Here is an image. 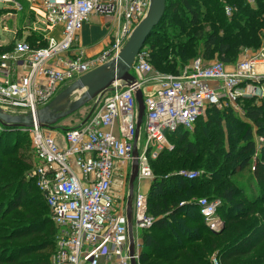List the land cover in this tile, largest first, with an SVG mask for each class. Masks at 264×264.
I'll use <instances>...</instances> for the list:
<instances>
[{
    "label": "built area",
    "instance_id": "built-area-1",
    "mask_svg": "<svg viewBox=\"0 0 264 264\" xmlns=\"http://www.w3.org/2000/svg\"><path fill=\"white\" fill-rule=\"evenodd\" d=\"M27 1L37 18L29 29L42 36L34 48L15 29L8 44L0 43L11 45L0 53V109L9 115H34L33 123L22 127L32 140L36 159L27 178L36 182L53 221L63 229L51 263L132 264L134 258L136 264H146L141 261L143 241L138 234L130 254L124 191L118 192V177L123 175L126 187L137 149L133 224L134 229H149L154 218L141 183L154 179L151 160L172 150L169 135L179 127L193 130L207 107L220 109L230 99H264V44L232 65L196 57L178 74L156 72L151 52L143 47L131 69L132 82L115 81L94 99L78 125L50 128L38 121L36 112L73 81L116 57L147 15L151 0ZM2 6L13 12L26 10L19 0H0ZM226 12L231 14L229 7ZM93 14L107 18L115 32L110 48L91 58L80 44V33ZM136 87L142 90L145 103L138 135ZM1 127L10 126L0 123ZM180 173L189 179L200 175L198 171ZM220 205L219 199L198 200L200 215L215 232L225 226L218 214ZM212 263L223 264L217 256Z\"/></svg>",
    "mask_w": 264,
    "mask_h": 264
},
{
    "label": "trees",
    "instance_id": "trees-1",
    "mask_svg": "<svg viewBox=\"0 0 264 264\" xmlns=\"http://www.w3.org/2000/svg\"><path fill=\"white\" fill-rule=\"evenodd\" d=\"M227 1L238 5L246 14L241 12L229 19L221 0H166L165 14L144 45L151 42V61L155 66L178 74V65L184 67L194 56L211 60L217 54L220 61L231 63L241 48L259 47L264 37V0H256L259 6L255 8L250 7L248 0ZM189 29L193 31L187 32ZM28 41L34 48L38 46L36 35ZM41 45L44 46L45 42ZM10 48L11 45L0 46V53ZM171 51L174 52L173 57L179 56L181 60L174 59L169 64ZM254 100L245 98L243 102L250 123L230 127L232 132H243L240 140L246 139L247 143L235 153L231 150L224 153L216 148V153H220L218 157L208 156L202 165L207 168L210 178L189 179L180 173L182 169L179 170V166L185 169L192 158L193 163L201 160L203 154L198 142L201 136H205L210 124L208 118L199 122L202 116L193 130L179 127L170 134L169 140L174 149L162 151L151 160L152 169L158 163L162 167L154 173L148 192L149 213L154 223L142 234L140 256L143 263L213 264L210 256L219 251L223 264H230V258H245L256 253L264 240V145L255 163L254 177L259 185L255 198H241V190L226 179L240 173L253 159L256 145L251 140V125L264 138V104ZM206 111L210 114L221 112L214 106L207 107ZM218 124H221L220 118ZM4 129L0 131V264H52L51 253L33 254L51 247L49 239L25 243L35 233L58 231L48 215L51 210L43 193L33 179L27 178L26 171L32 168L31 163L19 152V147L28 134L19 128L14 131L11 126ZM10 134L16 135V139L10 141ZM181 156L185 157V161L182 162ZM235 161H238L237 165H233ZM218 163L222 165L216 170ZM229 164L232 167L226 172ZM33 186L39 190V195L24 201L30 192L36 191ZM37 196L45 205L36 201ZM200 198L221 200L218 214L225 221L221 231H212L206 225L199 212ZM23 202L34 209L25 206L22 212L16 213L17 216H10L9 213ZM187 219L193 222L203 220L198 229L202 232L181 221Z\"/></svg>",
    "mask_w": 264,
    "mask_h": 264
},
{
    "label": "rangeland",
    "instance_id": "rangeland-1",
    "mask_svg": "<svg viewBox=\"0 0 264 264\" xmlns=\"http://www.w3.org/2000/svg\"><path fill=\"white\" fill-rule=\"evenodd\" d=\"M19 1L22 2L23 4H25L26 10L23 12L9 11L5 8V6H2L0 9V42L7 41L11 38V36L9 34L4 33L1 29V25L2 26L4 25L2 22V18L5 15H7V21L4 22L5 25L7 23L8 26L11 27V29H16V28L20 27L21 30H19L18 33L19 32L22 33L21 31H24V30L28 31L29 28H31V26H33L34 22L37 21L35 14L28 10L29 2L27 0H19ZM221 2L224 3V12L228 16L229 19H232L235 16V14H238L241 12L244 13L243 12L244 10L242 11V9H240L239 6L236 4L230 3L227 0H221ZM248 3L250 5V7H253V8H255L256 6H259L258 1H256V0H248ZM227 7L230 8L231 14L226 12ZM9 13H12L13 15H9ZM244 14H246V13H244ZM104 25H105V28L100 25L99 18L95 17L93 20L94 30L92 33V36L94 37L92 40H94L95 42L93 41L94 43H92V45L88 44L86 39L85 40L83 39V41L80 42L81 46L85 49L87 56H89L91 58L102 55L105 51H107L110 48V46L112 45V43L114 41L115 30L112 29L111 24L107 20L104 21ZM188 31H193V30L189 29V30H187V32ZM26 33H28V32H26ZM80 35H81V33H80ZM21 37H23V36H21ZM100 40L102 41V43H100ZM150 43H148L146 46H144V49H146L147 51H150L152 53ZM263 44H264V37L262 38V43L259 47H257L256 49L245 48V47L241 48L236 55L234 54L236 57L233 59V61L231 63H226V64L232 65V64L237 63L240 60L251 57L253 55V53L258 51L259 48ZM96 45H97V47L99 45V49H101V50L97 53H94L96 51H94L93 48H96ZM173 54H174V52L171 51L170 56H169V62H168L169 64L173 63L174 59L181 60L179 56L177 58L173 57ZM196 56H199V55H196ZM195 58H196L195 56L193 58H191L190 62ZM211 60H219L218 55L215 54V57ZM152 64L154 66L155 71L159 72L160 74L171 73L169 69L168 70L167 69L162 70L161 68L156 67L153 62H152ZM185 68H186V65L184 67H181L180 65H178L179 72L184 71ZM152 90H153V88L151 87L150 91H152ZM78 94L79 93L77 91V93H75L71 99L74 100V99L78 98L80 96V95L78 96ZM145 94H147V93L145 92ZM244 100H245V98H238V99H232V100L230 99V100L226 101L224 106L222 108L218 109L221 111L219 114L218 113L210 114L209 111L205 110V112L202 115V117L200 118L199 122L202 123L203 121H205L208 118L210 124H208L209 128H207L205 131V136L204 137L201 136V138L198 142L199 147L201 149V152L203 154L201 157V160H199L200 162H194L193 163L194 160L192 158L191 160L188 161L187 166H185V169L180 168L182 166H179V170L182 169L183 171H198L200 173V175L198 176L199 178H202V177L205 179L210 178V175L207 172V168L205 166H202V165H203V161L206 160V158L208 156L209 157L213 156L215 158L218 157V155L220 153H216V148L218 149V151H221V152L224 151V153L227 151H230V150L234 151V153H235V152H237V149L239 150V147H241V145H245V143H247L248 140H246V139L240 140L241 133H243V132H241V133L232 132L231 128H230L231 125H233V124L236 126V125H239L241 123H243V124L244 123H250V121L247 119L245 111H244V106H243ZM254 102H256L258 104H264L263 99H261V100L255 99ZM94 104H95L94 100L88 102L86 105H84L82 108H80L76 112H74V113L68 115L67 117L61 119L57 123L56 127L66 128V127H74V126L78 125L80 122L83 121L84 117L92 109ZM219 118L221 119V124H218ZM251 126L253 128L251 140L256 145L255 152L253 154V159H252L251 163L244 170H242L240 173L233 176L232 178L231 177L226 178V179H228L229 183L235 185L238 189L241 190V196L240 197L244 198L245 200H248L250 198L251 199L255 198L259 193V189H258L259 185L257 184V181L254 177V171H255L256 158L258 155H260V153L262 151V145H264V138L262 137V135L259 134L258 130L253 125H251ZM18 128L19 127H17L16 129H18ZM19 129L21 131H23L22 127H20ZM244 129H245V126H244ZM4 130H8V129H4ZM0 131H3V128L2 129L0 128ZM14 131H17V130L14 129ZM10 135H11V137H9L10 141H13L14 138L17 137L16 135H12V134H10ZM141 137H142V143H143L144 140L146 139L145 130H143V129L141 131ZM19 152L23 153L26 157H28V159L31 163V167L33 168L36 164V159L34 156L32 140L29 137V135H28V138H25V140L22 141V143L19 147ZM180 159H182V162H183V160L185 161L184 156H181ZM237 163H238V161H235L233 165H237ZM221 165H222V163L221 164L218 163L216 170H218ZM161 167H162V164L158 163L154 167V168H156L157 171L153 168V171H154L153 173H155V174L158 173V170H161ZM231 167H232V164L227 165L225 168V171L226 172L229 171V169ZM29 171H26V173H29ZM210 171H215V170L211 169ZM222 171H224V170H222ZM198 177H196V178H198ZM123 179H124L123 175H120L118 177L119 182L117 185V189H118V192H120V193H122L124 191V204L126 205V198H127V194H128L129 175L127 177L126 187L122 186ZM0 182H1V180H0ZM29 184L32 185L31 182ZM137 187H138V181H136V189H137ZM149 187H150V184L147 181L146 182L143 181L141 183V192L148 194ZM39 190L36 189V191L30 192V194H28V196L26 198H24V201H27V199L33 195H39V193H40ZM175 197L176 196H172V198H175ZM36 201L44 204L41 197L36 198ZM25 206L29 207L30 209H34L33 206L25 205V202H23L22 205H20L19 207H17L13 211H11L9 213V215L15 216L16 213H18L19 211L22 212L25 209ZM48 215L51 217V221L53 222V225L57 227L58 231H56L55 233H52V232L47 233L44 231H43V234L35 233L32 236V238H30L31 240L28 242H25V243L29 244V243H33V242H41L44 239H49L52 243L51 247L47 248L46 250H39V251L37 250L33 254L38 255L41 253H51V257H52L58 248L59 236L62 234L63 229H62V227H59L55 224V222L53 221V218H52L51 211H48ZM181 221L185 222L186 225L190 226L191 228L197 229V231L199 233L202 232V231L200 232L198 229H200L201 226L203 225V223H204L203 220H200V221L195 220L193 222L192 219L191 220L187 219V220H181ZM144 230L145 229H143V228H140V229L135 228L134 234L135 235L138 234L140 239H141ZM159 235H160V233H159ZM205 237H206V235H205ZM255 252L256 253H254L253 255L247 256L245 258L233 257V258H230L228 260H231L230 264H264V240L262 242H260L259 247H257ZM29 255H32V254H29ZM214 256L219 257V251H215L214 254H212L210 256L211 260ZM51 257H50V261H51ZM155 264H161V263H155Z\"/></svg>",
    "mask_w": 264,
    "mask_h": 264
},
{
    "label": "water",
    "instance_id": "water-1",
    "mask_svg": "<svg viewBox=\"0 0 264 264\" xmlns=\"http://www.w3.org/2000/svg\"><path fill=\"white\" fill-rule=\"evenodd\" d=\"M166 10V0H151L150 8L147 15L135 27L129 40L114 58L104 64L99 65L95 69L82 75L65 89H63L52 101L45 107L36 112L38 121L50 128H55L57 123L76 112L88 102L94 100L101 93L109 89V87L117 80L132 82L134 75L131 69L137 55L143 49L152 30L160 23ZM84 90L76 99L72 100V96L78 91ZM135 95L138 101L139 113L137 120V135L139 133L144 113L145 103L142 90L138 87L135 89ZM34 115L29 112L27 115H9L0 109V123L11 127H26L33 123ZM138 155L137 149H134V159L130 165V173L128 180V194L126 198V215L128 227V239L130 254H134V224H133V197L135 193V182L138 177ZM132 264H136V260L132 258Z\"/></svg>",
    "mask_w": 264,
    "mask_h": 264
},
{
    "label": "crops",
    "instance_id": "crops-1",
    "mask_svg": "<svg viewBox=\"0 0 264 264\" xmlns=\"http://www.w3.org/2000/svg\"><path fill=\"white\" fill-rule=\"evenodd\" d=\"M10 15H13V14H10ZM95 17H98L99 18V20H100V25L101 26H103L104 28H105V25H104V21H108V19L107 18H105L104 16H102V15H98V14H93L91 17H90V20L88 21V22H86L85 23V25H84V27H83V29H82V31H81V35H80V42L81 41H83V39L85 40L86 39V41L88 42V44H91L92 45V43H94L95 41L94 40H92L94 37L92 36V33H93V30H94V28H93V20H94V18ZM5 21H7V15H5L3 18H2V22H3V26L1 25V29H2V31L4 32V33H7V34H9L10 36H11V38L9 39V40H7V41H4V42H0V43H2L3 45H6V44H8L12 39H13V31L15 30V29H11V27L10 26H8V24L6 23V26H5ZM4 27H7V29H4ZM18 31L19 30H21V28L19 27V28H16ZM22 33H18L19 35H18V37H21V36H23L22 38H26V39H29L30 37H32V36H34V35H36L37 36V39L38 38H41V34H39V33H32L33 31H30V29L28 30V31H21ZM26 32H28V33H26ZM94 41V42H93ZM85 43V42H84ZM100 43H102V41L100 40ZM87 44V45H88ZM93 50L94 51H96V52H94V53H97V52H99L101 49H99V45H98V47H97V45H96V48H93ZM88 51V50H87ZM90 52V51H89ZM145 182L147 181L149 184H150V186H151V183H152V181L151 180H144ZM149 189H150V187H149Z\"/></svg>",
    "mask_w": 264,
    "mask_h": 264
},
{
    "label": "bare ground",
    "instance_id": "bare-ground-1",
    "mask_svg": "<svg viewBox=\"0 0 264 264\" xmlns=\"http://www.w3.org/2000/svg\"><path fill=\"white\" fill-rule=\"evenodd\" d=\"M84 90H78V96L81 95L83 93ZM77 93V92H76Z\"/></svg>",
    "mask_w": 264,
    "mask_h": 264
}]
</instances>
